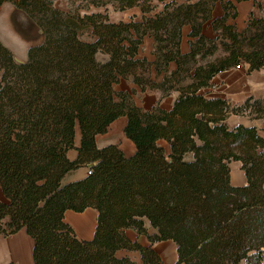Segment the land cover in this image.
I'll use <instances>...</instances> for the list:
<instances>
[{"label":"trees","instance_id":"obj_1","mask_svg":"<svg viewBox=\"0 0 264 264\" xmlns=\"http://www.w3.org/2000/svg\"><path fill=\"white\" fill-rule=\"evenodd\" d=\"M80 1L118 11L137 6L140 17L112 22L106 9L80 13L53 0H0L30 17L42 35L24 61L0 42V189L6 199L0 201V237L24 228L34 264H134L117 257L119 249L137 251L142 264H162L152 248L162 240L174 243V264H264V131L226 124L230 113L245 110L250 120L264 119V99L248 96L231 106L203 92L219 72L264 65V43H258L264 15L237 31L227 22L236 14L226 0ZM217 1L223 15L211 20L210 38L202 28ZM185 25L189 50L182 53ZM146 35L153 39L151 62L138 56ZM217 49L221 55L203 61ZM170 62L175 68L168 71ZM151 64L164 73L160 81L150 78ZM121 80L158 91V101L147 110L137 107L128 92L115 89ZM172 92L170 107H161L159 100ZM119 116L126 117L123 134L135 147L129 156L116 144L95 142ZM233 161L242 185L230 183ZM83 166L89 167L83 178L62 181ZM87 207L96 211V224L85 240L64 212ZM128 228L148 244L131 241Z\"/></svg>","mask_w":264,"mask_h":264},{"label":"crops","instance_id":"obj_2","mask_svg":"<svg viewBox=\"0 0 264 264\" xmlns=\"http://www.w3.org/2000/svg\"><path fill=\"white\" fill-rule=\"evenodd\" d=\"M181 2L183 0H177ZM229 1L232 6V11L235 12V17H228L227 22L235 25L237 29H243L246 25V22L249 18L254 17L258 18L264 15V0H226ZM8 3L4 2L0 5V8L3 4ZM10 4V3H9ZM107 5V4H106ZM94 7L89 6L87 12L91 11H104L107 6ZM106 10L108 19L112 22L125 21L128 20L131 16L135 15V18L140 17V11L137 6L118 11L114 10L112 5ZM162 8V3H157L156 10ZM223 15V9L221 3L217 1L214 4L212 9L211 19L204 23L202 32L205 36L213 38L215 36L211 20L213 18H219ZM189 26L185 25L182 27L181 39H180V51L185 53L189 50ZM153 48V39L146 35L143 37L142 43L139 46L138 56L145 57L149 62L153 60V55L151 54ZM175 68V64L170 62L168 64V71H171ZM163 72L159 74L156 73L153 64L149 68V76L151 79L160 81L163 77ZM130 82V81H129ZM211 86L206 88L207 94L213 97H220L226 99L231 104L239 105L243 100L252 96L253 98L264 99V65L258 69L248 72L247 65L242 64L239 67L230 68L226 71L217 73L211 79ZM118 85V84H116ZM116 90L126 91L127 89L116 88ZM130 87L136 92L142 95L141 99L135 100L132 102L139 108L147 110L151 108L159 99V92L154 90H145L140 91L139 87L132 82H130ZM127 92V91H126ZM174 95L171 96V93L159 100V105L164 108H169L173 99L175 98L176 93L172 92ZM240 119H246L245 116H240ZM227 121V118H226ZM254 121L260 122L262 128H264V119H252L247 120V123L240 120L236 121L233 124L242 123L244 125H258ZM126 123L125 116H119L113 120L107 131L103 134H98L95 137V142L98 147L107 145V144H116L123 151L125 156L131 155L134 150V144L125 137L122 142H119V136L116 135V131L121 126L123 129ZM79 134L76 131L75 134V144H78ZM75 150L68 151V157L70 159L75 157ZM233 163V162H231ZM230 163V165H231ZM238 166V165H237ZM239 167V166H238ZM240 170V169H239ZM237 171L234 177L229 175L230 183L232 185H242L245 182L243 172ZM89 172L88 166L79 167L75 170H71L65 174L62 181L69 182L83 178ZM231 173V169H230ZM0 201L5 202L6 199L0 189ZM64 221L67 222L74 230V233L79 239H91L94 233L95 224H96V211L87 207L81 212H74L72 210H66L64 212ZM151 232V229H149ZM126 236L131 241H136L141 245L148 244V240L144 235H138L133 229L128 228L125 230ZM32 238L26 233L24 228L19 229L13 234H10L5 237H0V264H7L13 262L15 264H34L32 259ZM152 248L160 257L162 264H174L177 255L175 251V245L170 240L156 241L152 244ZM115 255L117 257H128L134 264H142L139 254L137 251H129L125 249H119L116 251ZM243 264V262H240Z\"/></svg>","mask_w":264,"mask_h":264},{"label":"rangeland","instance_id":"obj_3","mask_svg":"<svg viewBox=\"0 0 264 264\" xmlns=\"http://www.w3.org/2000/svg\"><path fill=\"white\" fill-rule=\"evenodd\" d=\"M54 6L57 8H60L62 10H75L78 9L80 13H84L87 11L89 8L86 7L87 3L84 1L80 0H53ZM108 8L111 6L109 4L106 5ZM113 7V6H112ZM259 18V17H258ZM234 28L237 31H241L242 29H237V27L234 25ZM79 36L81 39L85 40L89 38L88 32L87 31H81L79 33ZM42 40V35L39 31L38 26L34 23V21L28 17L24 12L20 11L19 9L15 8L12 4L5 3L1 6L0 8V42L4 44L7 48H9L14 56V59L16 61H24L26 58V51L27 48L31 45H35L40 43ZM264 43V40H261L258 42ZM221 50L217 49L214 54L208 55L205 57L203 61H208V60H213L214 58L218 57L221 55ZM97 58L99 60L105 59V56L102 54H98ZM116 88H121V89H127L126 91L128 92L130 96L131 102H134L135 100L141 99L142 95L139 93H136L131 87H130V82L127 80H121L118 85H116ZM203 92L208 93L207 90H203ZM174 95L171 93V96ZM231 106H238L235 104H231ZM241 104V103H240ZM239 104V105H240ZM248 110H245V112L242 115L238 114H233L230 113L227 117L226 124L229 127H232L236 121H244L247 123V120H250L248 118ZM240 116H245L246 119H240ZM255 125L257 128H262L260 125V122L254 121ZM264 131V128H263ZM116 135L119 136V142H122L121 140L125 139V136L123 134V129L121 126L118 128L116 131ZM230 169L235 170L232 171L231 176L234 177L235 173L239 170L237 167L236 169L234 168V163H231ZM240 171V170H239ZM242 173V171H240Z\"/></svg>","mask_w":264,"mask_h":264},{"label":"bare ground","instance_id":"obj_4","mask_svg":"<svg viewBox=\"0 0 264 264\" xmlns=\"http://www.w3.org/2000/svg\"><path fill=\"white\" fill-rule=\"evenodd\" d=\"M233 163H234V168L236 169L238 166H239V162H237V161H233ZM238 165V166H237ZM239 168V167H238ZM232 170V169H231ZM237 170V169H236ZM232 171H235V170H232ZM232 171H231V173H232ZM230 173V174H231Z\"/></svg>","mask_w":264,"mask_h":264},{"label":"built area","instance_id":"obj_5","mask_svg":"<svg viewBox=\"0 0 264 264\" xmlns=\"http://www.w3.org/2000/svg\"><path fill=\"white\" fill-rule=\"evenodd\" d=\"M236 67H239V66H236ZM264 263V261H262Z\"/></svg>","mask_w":264,"mask_h":264}]
</instances>
